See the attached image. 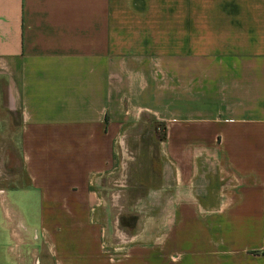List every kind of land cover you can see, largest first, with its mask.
<instances>
[{
	"label": "crops",
	"instance_id": "obj_1",
	"mask_svg": "<svg viewBox=\"0 0 264 264\" xmlns=\"http://www.w3.org/2000/svg\"><path fill=\"white\" fill-rule=\"evenodd\" d=\"M10 117L0 264H108L121 139L156 147L115 264H264V0H0Z\"/></svg>",
	"mask_w": 264,
	"mask_h": 264
},
{
	"label": "rangeland",
	"instance_id": "obj_2",
	"mask_svg": "<svg viewBox=\"0 0 264 264\" xmlns=\"http://www.w3.org/2000/svg\"><path fill=\"white\" fill-rule=\"evenodd\" d=\"M3 122V119H0ZM7 123H0V153L2 150L10 152L15 156L16 152V119L10 117ZM161 123V122H159ZM156 128V135L160 139L163 135L162 124H153ZM121 141V143H120ZM156 144L150 139H144L141 141H126L121 139L117 143L118 149V173L112 178L111 186L107 184V188L104 191L105 194V207L110 213V227L109 235L111 236V242H104V249L107 253L103 259L108 264L118 263L117 261L125 260V243L130 242L128 232L133 228L135 223V212L132 210L131 203H124L123 199L126 197V193L130 196V189H127V166L133 163V151L137 149H154ZM132 148V150H131ZM131 158V160H130ZM16 162V163H15ZM13 163L14 167L7 168L5 161L0 157V189H6L8 187H14L17 183L16 171H18L17 159ZM128 169V168H127ZM15 173V174H14ZM139 194V189L131 196ZM134 206V205H133ZM28 223V222H27ZM28 226V225H27Z\"/></svg>",
	"mask_w": 264,
	"mask_h": 264
}]
</instances>
